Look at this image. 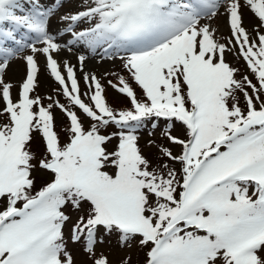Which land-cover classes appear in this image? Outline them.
<instances>
[{
    "label": "snow or ice",
    "instance_id": "obj_1",
    "mask_svg": "<svg viewBox=\"0 0 264 264\" xmlns=\"http://www.w3.org/2000/svg\"><path fill=\"white\" fill-rule=\"evenodd\" d=\"M70 2L0 0V264H111L110 240L141 264H264V0ZM40 58L55 96L36 94ZM90 59L121 62L127 76H104L129 107L108 103ZM161 119L165 142L146 141L154 163L139 133Z\"/></svg>",
    "mask_w": 264,
    "mask_h": 264
},
{
    "label": "rangeland",
    "instance_id": "obj_2",
    "mask_svg": "<svg viewBox=\"0 0 264 264\" xmlns=\"http://www.w3.org/2000/svg\"><path fill=\"white\" fill-rule=\"evenodd\" d=\"M79 2H80V0H71V2L66 5V8L71 9V10H75L77 7V4ZM247 16H250V13L246 14V19H247ZM211 25L213 28L219 27L221 29V33L223 34V36L225 38L228 36V29H227V26L225 24L223 17H217L215 20H213L211 22ZM52 26L54 27V29H57L58 27H60V25L57 24L55 19H53V21H52ZM64 38L68 39L69 37L65 36ZM25 54H27V50L24 53H20V56L22 57ZM61 58L67 59L68 61H70L71 64L77 65V68H78V62L76 59V55L67 52V53H62ZM228 61L231 62L234 66L239 67L242 72L245 71L243 61H240L239 64H236V62H235V60L231 54H229V56H228ZM39 68H40L39 73H38L39 87L36 89V94H38L42 97H47L48 95L55 96L56 95L55 90L58 89L60 86L54 80V78H52L50 76V74L46 70L43 58H40ZM120 70H123V68H122V64L119 60H115V61H107L106 60L101 64H97L94 59H90L89 61L86 62V66H85V71L94 72L98 77L101 78L102 82L105 84V86L110 91V93L114 94V95L118 94V92L116 90L112 89L111 87L107 86V79L112 75L105 77L104 73L105 72L117 73V72H120ZM77 74H78V76L81 77V88L83 90L84 84H83V80H82V73H80L78 71ZM25 75H26V65H25L24 60L22 58L13 59L10 63V67L7 70L5 79L7 81H11L14 85V87L12 89V93H13L14 98L16 97V94L19 91L20 85L22 84L23 80L25 79ZM57 98H59L61 100V102H65L64 98L62 96H59ZM45 103H47V100H45ZM243 104H244V102H243V100H241V106L242 107H243ZM0 107H2V105H0ZM61 121H63V120L60 118L59 112L57 110V123L61 122ZM87 123L88 122L85 121V125H87ZM165 127H166V122L163 119H161L159 121V125L156 129H153L151 127V124H148L143 129H141L140 133H139V135H140V141H139L140 146L142 149H144V154L147 157H149V159H153L154 163L156 162L154 159V153L156 150L154 148H147L146 147V141H148L149 139H156L158 141V143H164L165 141H163L159 138L161 137L162 131L165 129ZM113 128H109L108 132L116 131V129L113 130ZM150 132L154 133V135L149 136L148 134ZM173 134L178 135L181 138L184 137V133L179 128L178 125H177V128L173 131ZM116 143H117V141L114 139L112 141V143L109 145V148L110 149L113 148ZM174 151L179 152V148H174ZM37 173H39V175H44V173H42V172H37ZM68 214L71 215L73 217V220H74L77 215H80L82 213L74 212L73 210H71L69 208ZM70 228H71V224H69L65 228L66 234L69 233ZM73 247H78V246H73ZM104 248H105V253L109 256L111 264H121V262L124 261L128 256L131 257L129 264H141V262L144 259L142 252H138L136 249H132V250H129L127 248L121 249L120 247H118L116 245L115 240L105 241ZM76 259L78 261V264H90V261H88L86 259V257H84L83 255H77Z\"/></svg>",
    "mask_w": 264,
    "mask_h": 264
},
{
    "label": "trees",
    "instance_id": "obj_3",
    "mask_svg": "<svg viewBox=\"0 0 264 264\" xmlns=\"http://www.w3.org/2000/svg\"><path fill=\"white\" fill-rule=\"evenodd\" d=\"M117 74L120 75H125L127 76V73L124 70H120V72H117ZM113 80L115 82L116 77L115 76H110L107 80ZM107 99H108V103L114 107L115 109L119 110L122 108H127L129 107V101L126 97H124L121 94H111L110 91L107 89ZM66 121H61L57 123V129L59 130V127L61 124L65 123ZM148 124H151V122H149ZM147 124V125H148ZM87 127V125H85ZM113 130H115V128H113ZM61 139L64 140L65 136L62 134L61 135ZM33 151L39 156L41 153L44 152V145L43 142L40 140L39 137H37V139L35 140V142L33 143ZM36 175V180H37V188L41 185V183L47 178L46 175H39V173H35Z\"/></svg>",
    "mask_w": 264,
    "mask_h": 264
},
{
    "label": "bare ground",
    "instance_id": "obj_4",
    "mask_svg": "<svg viewBox=\"0 0 264 264\" xmlns=\"http://www.w3.org/2000/svg\"><path fill=\"white\" fill-rule=\"evenodd\" d=\"M56 29H54V27L52 26V31H55ZM63 40H67L65 38H63ZM64 53H67V52H64ZM41 80V79H40Z\"/></svg>",
    "mask_w": 264,
    "mask_h": 264
}]
</instances>
